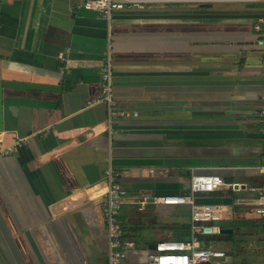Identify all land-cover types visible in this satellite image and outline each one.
Masks as SVG:
<instances>
[{"label":"crops","instance_id":"obj_1","mask_svg":"<svg viewBox=\"0 0 264 264\" xmlns=\"http://www.w3.org/2000/svg\"><path fill=\"white\" fill-rule=\"evenodd\" d=\"M83 1H0V79L62 88L5 90L0 146L24 144L0 154V264H108L109 168L129 193L126 264L190 238L188 206L138 210L132 198L187 192L192 172L239 183L217 190L231 206L226 231L202 243L227 252L222 264H264L262 220L241 203L263 183L264 37L253 25L264 0H146L109 19ZM108 53L112 98L130 112L113 121L92 102Z\"/></svg>","mask_w":264,"mask_h":264},{"label":"built area","instance_id":"obj_2","mask_svg":"<svg viewBox=\"0 0 264 264\" xmlns=\"http://www.w3.org/2000/svg\"><path fill=\"white\" fill-rule=\"evenodd\" d=\"M146 0H84L82 7L98 12L103 18L109 19L114 11L121 9L143 8ZM254 30L264 37V15L253 25ZM64 59V56H61ZM264 74V57L261 60ZM260 99L263 101L259 110L262 120L260 131L264 136V93ZM103 100L108 104L109 119L111 121L130 115L125 109L116 106L112 98V58L108 53L100 67V92L98 98L92 102ZM137 116V112H131ZM110 131L113 132L112 128ZM24 144V139H16L12 143L0 146V154L9 155ZM260 172L263 183L260 193L249 200H241L248 204L250 209L258 214L262 220L264 231V145L262 146ZM121 174L111 168L105 172L106 189L104 194L103 215L106 220L109 235L108 264H126V249L133 242L122 237V225L119 211L129 197L128 190L115 180ZM224 187L238 188L239 183L229 182L223 176L215 173L192 172L189 177V189L186 193L151 194L139 193L133 196L138 210L147 206L173 205L188 206L191 236L188 239H164L155 242V247L149 252L145 264H222L227 256L223 249L213 245H204L203 239L220 233L219 222L230 211V205L223 202H199L200 196H207L213 191ZM264 251V236L262 239Z\"/></svg>","mask_w":264,"mask_h":264},{"label":"water","instance_id":"obj_3","mask_svg":"<svg viewBox=\"0 0 264 264\" xmlns=\"http://www.w3.org/2000/svg\"><path fill=\"white\" fill-rule=\"evenodd\" d=\"M1 1V0H0ZM37 90V91H61L59 85L43 82L21 81V80H6L0 79V132L4 129V100L5 90ZM189 186V183H188ZM221 229L220 232H225ZM151 249L155 247V243L150 244Z\"/></svg>","mask_w":264,"mask_h":264},{"label":"trees","instance_id":"obj_4","mask_svg":"<svg viewBox=\"0 0 264 264\" xmlns=\"http://www.w3.org/2000/svg\"><path fill=\"white\" fill-rule=\"evenodd\" d=\"M182 193H186V192H182ZM227 193L229 194L230 191H227ZM219 194H221L220 191H213V192L209 193L210 196H207V197L200 196L198 198V201L199 202H216V201H220L219 199H216V197H214V196H218ZM119 218H120V215H119ZM121 225H122V222H121ZM122 232H123V227H122ZM122 237L124 238V235L123 234H122Z\"/></svg>","mask_w":264,"mask_h":264}]
</instances>
